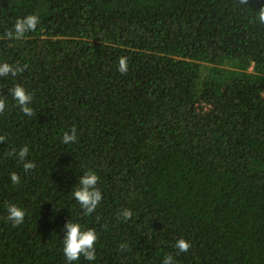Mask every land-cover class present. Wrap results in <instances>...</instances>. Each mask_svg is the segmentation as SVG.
Listing matches in <instances>:
<instances>
[{
    "label": "trees",
    "instance_id": "16d2710c",
    "mask_svg": "<svg viewBox=\"0 0 264 264\" xmlns=\"http://www.w3.org/2000/svg\"><path fill=\"white\" fill-rule=\"evenodd\" d=\"M262 6L0 0V64L24 69L0 77V264H67L70 220L97 234L95 261L72 264H264ZM27 15L36 29L9 37ZM17 84L32 116L11 96ZM25 146L28 172L7 154ZM85 172L102 193L89 215L72 197ZM13 204L25 211L15 227Z\"/></svg>",
    "mask_w": 264,
    "mask_h": 264
},
{
    "label": "clouds",
    "instance_id": "9594fccd",
    "mask_svg": "<svg viewBox=\"0 0 264 264\" xmlns=\"http://www.w3.org/2000/svg\"><path fill=\"white\" fill-rule=\"evenodd\" d=\"M240 5L247 4V0H238ZM258 19L261 24H264V6L258 11ZM39 22V18L36 15H27L21 19H17L14 23V33L9 31L7 35L17 40L21 39L25 33L34 31ZM118 70L123 74L127 71V57L121 56L118 59ZM23 68L13 67L11 64L3 63L0 64V77H6L8 75L15 76L18 71H23ZM11 96L16 101L20 110L25 116H32L33 109L28 105L32 101L31 95H29L25 88L19 84L15 85L11 89ZM6 108V101L4 98H0V114L4 113ZM76 141V129L73 127L71 132H65L62 137L64 144L74 143ZM6 142V136L0 135V144ZM9 156H15L18 161L22 164L25 172H28L35 168V164L31 161H26V157L29 155L27 146L16 151L12 149L7 153ZM12 184L17 185L20 183V177L16 172H12L10 175ZM99 177L93 172H85L79 178V186L72 191L73 199L80 205L85 215L92 214L98 204L102 200V193L96 187ZM7 220L12 222L13 227L20 225L24 222L25 211L16 205L7 206ZM133 213L124 209L121 212V216L124 220L131 219ZM63 231L65 233L62 240V253L65 257L67 264L80 260L81 256L87 261H95V243L97 241L96 231L92 228L82 230L79 223L73 222L72 220L64 224ZM126 245L121 244L120 248L123 250ZM175 248L179 252H187L190 248V244L184 239H178L175 243ZM162 264H173L172 257L166 256L163 258Z\"/></svg>",
    "mask_w": 264,
    "mask_h": 264
}]
</instances>
